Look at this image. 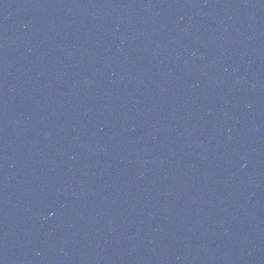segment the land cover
Masks as SVG:
<instances>
[{
	"label": "water",
	"instance_id": "obj_1",
	"mask_svg": "<svg viewBox=\"0 0 264 264\" xmlns=\"http://www.w3.org/2000/svg\"><path fill=\"white\" fill-rule=\"evenodd\" d=\"M0 264H264V0H0Z\"/></svg>",
	"mask_w": 264,
	"mask_h": 264
}]
</instances>
